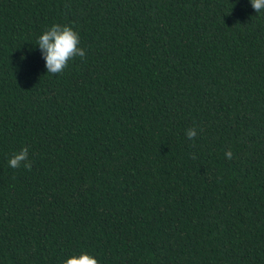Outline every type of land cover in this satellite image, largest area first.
<instances>
[{
    "label": "trees",
    "instance_id": "16d2710c",
    "mask_svg": "<svg viewBox=\"0 0 264 264\" xmlns=\"http://www.w3.org/2000/svg\"><path fill=\"white\" fill-rule=\"evenodd\" d=\"M55 23L86 51L60 74L36 44ZM26 146L31 170L11 168ZM82 251L264 264V11L250 0H0V264Z\"/></svg>",
    "mask_w": 264,
    "mask_h": 264
},
{
    "label": "clouds",
    "instance_id": "9594fccd",
    "mask_svg": "<svg viewBox=\"0 0 264 264\" xmlns=\"http://www.w3.org/2000/svg\"><path fill=\"white\" fill-rule=\"evenodd\" d=\"M250 3L256 13L264 11V0H250ZM36 44L42 51L47 73L50 74H60L68 67L70 60L76 57L81 59L86 57V51L80 47L79 33L67 24L55 23L51 25L38 37ZM21 58H24L23 55ZM186 136L190 140L195 139L197 129H187ZM225 156L231 160L233 158L232 151L230 149L226 151ZM8 164L14 169L23 166L25 169L31 170L32 163L29 160L28 147L26 146L20 151L13 153L8 160ZM63 264H99V261L93 255L82 251L78 255L73 254L66 258Z\"/></svg>",
    "mask_w": 264,
    "mask_h": 264
}]
</instances>
